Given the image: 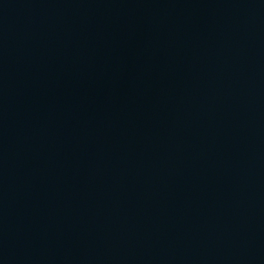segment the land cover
Masks as SVG:
<instances>
[{
	"label": "water",
	"instance_id": "obj_1",
	"mask_svg": "<svg viewBox=\"0 0 264 264\" xmlns=\"http://www.w3.org/2000/svg\"><path fill=\"white\" fill-rule=\"evenodd\" d=\"M0 264H264V0H0Z\"/></svg>",
	"mask_w": 264,
	"mask_h": 264
}]
</instances>
